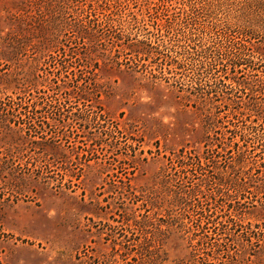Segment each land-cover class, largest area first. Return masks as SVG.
<instances>
[{"label":"rangeland","instance_id":"rangeland-1","mask_svg":"<svg viewBox=\"0 0 264 264\" xmlns=\"http://www.w3.org/2000/svg\"><path fill=\"white\" fill-rule=\"evenodd\" d=\"M79 1L83 2L76 5L75 0L74 10L69 9L65 14L59 8L53 9L60 5L53 0H0V96L7 100L17 96L22 97V101L34 100L37 89L44 91L41 84L47 85L56 79L58 83L59 80L65 82V75L69 79L70 75H77L74 85L82 87L75 88V93L86 91L94 101L73 100L75 103L68 109L71 113L83 111L103 117L99 125L87 127L86 133L82 131L84 127L78 125L69 128L66 138L55 143L67 157L63 163L53 159L51 141L25 133L22 137L16 129L0 136V264H176L189 261L191 248L187 240L178 233H165V227L160 226L161 219L168 221L161 180L171 169V155L182 148H202L207 133L213 135L204 127L203 116L193 103L182 96L198 89L210 91L214 82L209 75L197 80L193 75L196 65L168 74L159 70L152 59L138 62L127 53L117 60L120 64L91 54L90 66L85 70L78 68L77 62H71L73 73L53 71L50 68L53 58H49V51L40 52V45H72L70 38L79 36L86 17L92 14L86 8L87 0ZM158 1L133 0L122 5L123 20L130 21V17H125L127 12L142 20L131 23V29L125 27L121 31L131 32L133 38L149 36L155 33L152 25L156 19L163 22L172 17L183 29L179 28L177 35H170L171 39L165 37L164 43L167 47L174 45L175 51L188 42L191 31L199 36L196 38L199 45L219 37L222 15L216 11V0H187L195 6L190 18L182 12L166 11L165 7L156 10L154 3ZM95 5L98 6L96 16L91 18H101L100 13L107 7L105 1ZM223 9L228 11L226 6ZM215 13L218 22L212 18ZM113 18L120 19L118 15ZM261 41L263 39H258L256 43ZM160 50L165 57L167 50L164 47ZM79 52L85 53L84 50ZM237 75L242 79V75L255 78L264 74L245 71ZM243 99L248 101L245 96ZM18 115V120L23 119L27 127L28 121L34 124V114L18 109ZM257 117L249 113L246 123L239 125L250 124L247 121ZM112 126L126 131V137L115 139V147L105 157L85 162L82 155L97 149L85 135L98 133L99 128L110 130ZM247 146L244 150H248L247 160L252 169L239 171L240 174L234 176L257 187L263 183L260 164L264 153L253 150L250 144ZM219 161L221 166L225 165L222 159ZM44 165L50 168L49 172ZM77 175L81 177L76 179ZM179 177L176 179L180 184L181 174ZM57 181H63L66 186L57 188ZM184 186L188 189V182ZM220 188L226 192L225 187ZM249 191L244 194L230 189L224 200L227 205L231 203L241 208L242 214L249 212L245 216L251 218V223L260 224L264 237V193H253L254 188ZM230 236L232 252L245 251L246 256L242 255L245 264H264V241L247 244L246 249L238 245L237 234ZM230 236L222 235V240L218 237L219 242L231 244ZM226 260L221 258L219 263Z\"/></svg>","mask_w":264,"mask_h":264},{"label":"trees","instance_id":"trees-1","mask_svg":"<svg viewBox=\"0 0 264 264\" xmlns=\"http://www.w3.org/2000/svg\"><path fill=\"white\" fill-rule=\"evenodd\" d=\"M53 1L60 4L53 9L59 8L65 14L69 9L74 10L72 8L75 6V0ZM100 1H105L107 7L100 13L101 18H91L96 16L98 6L95 4L98 5ZM129 1L133 0H87L86 8H89L92 14L86 17L85 27L80 29L79 36L73 38L72 35L70 38L72 45L46 47L43 43L40 45L43 51L40 52L49 51V58H53L51 62L53 66L50 68L57 73H73L75 70L70 66L71 62H77L80 69H87L90 66L91 54H95L101 60L103 58L120 64L117 60H120L121 54L127 53L138 62L152 59L159 70L168 74L183 72L188 65H196L193 75H196L197 80H203L209 75L210 80L214 82L210 91L198 89L182 98L193 103L192 106L203 116L204 127L212 131L213 135L207 133L202 148H182L169 157L171 169L163 174L161 180L165 190L163 204L168 221L161 219L163 223L160 226L165 227L163 229L165 233L180 234L191 248V260H182L176 264H245V251L232 252L233 238L230 234H237L238 245L242 244V247L246 246L247 249V244L254 245L264 241L260 233V224L249 221L251 218L245 216L249 212L242 214L241 208H236L231 203L227 205L224 196H227L230 189L245 194L250 192V188H254L253 193H264V178L260 179L263 183L252 187L237 178L238 176H234L240 174L239 171L252 169L251 163L247 160L248 150H244L248 144L252 145L253 150L264 153V115H262L264 75L255 78L253 75H242L244 76L242 79L241 75H237L245 71L264 74V0H216V11H220L222 18L219 21L216 13L212 18L216 22L219 21V37L199 45L196 43L198 42L196 38L199 36L191 31L186 39L188 42H184V46L179 51H175L174 45L167 47L164 43L165 37L171 39L170 35H177L182 28L172 17L163 22L159 21V18L156 19L152 25L155 33H149V36L133 38L131 32L128 34L121 31V29L125 30V27L131 29V23L137 24L142 20L129 12L125 13V17H130V21L123 20V16H120L124 14L121 6L126 3L128 5ZM82 2L76 0V5ZM224 6L228 11L223 9ZM154 7L156 10L165 7L166 11L182 12L186 18H190L195 10L194 4L188 3L187 0H160L154 3ZM114 15H118L120 19L116 21ZM258 39L263 41L256 43ZM76 44L81 47H73ZM162 47L167 50L165 57L160 50ZM80 50H84L85 53L79 52ZM70 76V79L68 75L64 76L67 79L65 82L59 80L58 83L56 79L48 84L45 83L47 85L41 84L45 87L44 91L37 89L38 95H34V100L31 98L22 101V97L18 96L7 100L0 96V136L8 135L9 131L16 129V133L22 137L25 133L26 136L46 139L53 143L54 147L51 146L53 159H56V162L61 160L62 163L66 161V155L61 154L57 148L59 145L56 147L55 143L66 138L68 129L73 126L84 127L82 131L86 133L87 127L99 125L103 120L102 115H89L83 111L70 112L68 108L75 103L73 100L83 103L94 101V97L86 91L80 90L75 93V88L80 89L82 85H74L78 81L77 75ZM234 90L237 92L233 93ZM244 96L248 101H244ZM96 98L100 101L99 94ZM18 109L34 114V124L27 120L29 126L27 127L23 119L18 120ZM42 111L54 114L49 116ZM249 113H254L258 117L248 120L250 124L239 125L240 122L246 123V116ZM251 117L250 115L249 118ZM227 123L232 128H228ZM125 132L119 131V127L112 126L110 130L99 128L98 133L90 132L89 135H85L91 145L97 148L96 151L82 155L85 162L99 160L98 156L105 157L109 150L115 147V139L123 140L126 137ZM75 136H78V133ZM78 148L84 153L81 147ZM79 155L80 153H77V156ZM219 159L224 161V166H221ZM260 165L264 177V157ZM44 166L48 170V166ZM63 170L67 169L63 168ZM37 172L42 173L41 170ZM80 177L77 175L76 179ZM184 180L187 181L183 183ZM187 182L189 187L184 189ZM64 186L66 184L63 181H57V188L61 189ZM220 187H225L226 192H222ZM148 212L149 210L146 209L147 214ZM222 235L230 236L229 241L232 243L228 245L219 242V238L222 240ZM220 257L227 259L226 262L219 263Z\"/></svg>","mask_w":264,"mask_h":264}]
</instances>
